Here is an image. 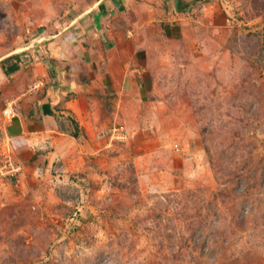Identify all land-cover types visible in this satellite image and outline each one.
<instances>
[{"label":"rangeland","instance_id":"obj_1","mask_svg":"<svg viewBox=\"0 0 264 264\" xmlns=\"http://www.w3.org/2000/svg\"><path fill=\"white\" fill-rule=\"evenodd\" d=\"M43 2L0 0L6 120L51 84L24 49L44 18L94 0ZM184 3L124 2L111 36L136 89L54 106L43 149L0 177V264H264V0Z\"/></svg>","mask_w":264,"mask_h":264},{"label":"crops","instance_id":"obj_2","mask_svg":"<svg viewBox=\"0 0 264 264\" xmlns=\"http://www.w3.org/2000/svg\"><path fill=\"white\" fill-rule=\"evenodd\" d=\"M32 1L41 7L46 5L43 0ZM124 2L128 4V0ZM123 3L121 0H94L91 7H83L78 14H55L57 17L44 18L49 24L24 49L45 50L46 58L42 64H36V69L45 73L46 81L51 84L45 88L44 94H39L40 98L27 95V91L17 95L21 101L15 120L5 119V102L0 99V177H17L21 154L29 151L34 154L43 149V138L53 131L55 121L61 118L54 106L62 104L70 112L68 116L80 117V104L87 97L94 101L106 90L124 94L123 98H126L132 89H136L132 61H129L131 65L124 61L121 49L111 36L113 28L110 24L122 10ZM66 17L69 18L66 20ZM42 25L39 21L38 26ZM17 70L0 73V80L17 75ZM93 93L97 97L92 98ZM65 139L74 140L70 136ZM27 143L28 146H24Z\"/></svg>","mask_w":264,"mask_h":264},{"label":"trees","instance_id":"obj_3","mask_svg":"<svg viewBox=\"0 0 264 264\" xmlns=\"http://www.w3.org/2000/svg\"><path fill=\"white\" fill-rule=\"evenodd\" d=\"M183 5V6H182ZM185 5H187V4H183V2L181 1L180 2V0H179V5H178V8H177V10L178 11H183V10H185ZM17 68H18V66L16 65V64H11V65H9V67L6 69V71H5V73H10V72H13V71H15V70H17ZM73 136H75L76 137V134L75 135H73Z\"/></svg>","mask_w":264,"mask_h":264},{"label":"built area","instance_id":"obj_4","mask_svg":"<svg viewBox=\"0 0 264 264\" xmlns=\"http://www.w3.org/2000/svg\"><path fill=\"white\" fill-rule=\"evenodd\" d=\"M114 129H116V128H114ZM118 132H119V131H116V134H117ZM116 134H115V135H116ZM115 135H114V136H115ZM118 137L121 138V137H120V134H118Z\"/></svg>","mask_w":264,"mask_h":264}]
</instances>
